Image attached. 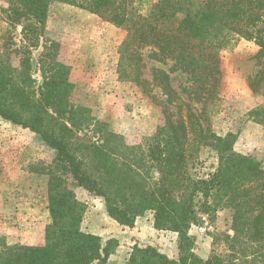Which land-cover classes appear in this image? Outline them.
Returning <instances> with one entry per match:
<instances>
[{
  "label": "trees",
  "instance_id": "1",
  "mask_svg": "<svg viewBox=\"0 0 264 264\" xmlns=\"http://www.w3.org/2000/svg\"><path fill=\"white\" fill-rule=\"evenodd\" d=\"M53 5L73 6L126 29L121 78L148 96L154 85L161 88L175 109L164 108V122L153 137L128 145L90 109L75 106V86L69 69L58 60V43L44 46L39 61L43 84L35 88L32 50L40 45ZM4 12L11 27L26 20L33 23L22 29L19 68L13 67L8 54L0 56V117L40 136L56 158L48 171L51 223L44 243L8 245L0 235V264L108 263L119 240L103 242L83 231L86 206L67 179L103 199L116 224L134 228L138 218L151 214L157 231L177 235L175 258L158 247L136 245L128 264L258 263L249 254L252 247L264 248V168L255 157L236 154L234 138L214 132L207 111L221 101V53L240 39L258 47L253 57L258 70L247 84L264 101V0H10ZM145 50L149 59L170 62L171 72L189 77L191 86L184 91L190 103L173 89L168 72L154 70L153 86L143 78ZM248 116L264 128V103ZM88 132L96 141L87 137ZM203 149L214 151L218 159L207 179L193 173ZM224 209L232 211L234 235L226 237L229 253L201 258L190 229L203 216L214 217Z\"/></svg>",
  "mask_w": 264,
  "mask_h": 264
},
{
  "label": "rangeland",
  "instance_id": "2",
  "mask_svg": "<svg viewBox=\"0 0 264 264\" xmlns=\"http://www.w3.org/2000/svg\"><path fill=\"white\" fill-rule=\"evenodd\" d=\"M9 1L0 0V56L8 54L13 67L19 68L22 29L33 21L26 20L20 26L11 27L5 21L4 12ZM149 1L155 3L158 0ZM126 39L124 28L73 6L53 5L40 45L32 50V75L36 80L35 88L39 89L43 84L39 61L44 46L58 43V60L69 69L70 81L75 86L72 103L90 109L95 119L107 123L126 144L138 145L156 134L165 119L164 108L175 111L168 103L166 93L154 85V70L161 69L170 74L173 89L186 103L190 101L184 90L191 86V82L186 74L171 72L172 63L164 65L149 59V50H145L143 78L154 85L152 95H145L135 83L121 78L125 69L121 49ZM257 52L254 42L240 39L221 53L222 79L218 91L221 101L209 106L207 115L214 132L234 138L236 154L253 156L264 168V128L248 116L251 110L264 103L262 98L252 94L247 84L248 78L258 70L253 59ZM87 137L92 141L97 139L91 132ZM55 158L56 152L40 136L0 117V235L5 237L8 245L37 246L44 243L46 227L51 223L48 171L53 168ZM217 166L216 153L203 149L195 163L194 176L207 179ZM67 183L86 206L82 229L85 225L87 230L101 231L103 242L119 233L121 226L108 217L103 199L76 186L72 180L67 179ZM205 217L207 232L201 234L197 228L205 224ZM189 235L195 241V253L201 258L207 259L214 252L228 254L226 237L234 235L232 211L224 209L214 217L203 216L199 224L191 227ZM161 239L158 237L157 241L165 245ZM171 243L172 246L168 244L165 249L171 258H175L177 246L173 241ZM250 250L249 258H257V264H262L264 248L252 247Z\"/></svg>",
  "mask_w": 264,
  "mask_h": 264
},
{
  "label": "crops",
  "instance_id": "3",
  "mask_svg": "<svg viewBox=\"0 0 264 264\" xmlns=\"http://www.w3.org/2000/svg\"><path fill=\"white\" fill-rule=\"evenodd\" d=\"M119 233L113 234L107 237V240L110 238H116L119 240V247L116 252L109 258L107 264H128L130 258V253L132 248L136 245L139 247H147L152 245L158 247L167 255L169 254L166 245L172 246V241L176 244L177 235L171 232L157 231L154 228L153 216L151 217H140L136 220L134 228L120 227ZM83 231L86 233L94 234L101 236L103 238V233L101 231L87 230L85 225H83ZM158 237L162 238L161 240L165 242V245L157 241ZM171 241V242H168ZM168 242V243H167ZM169 256V255H168ZM170 257V256H169Z\"/></svg>",
  "mask_w": 264,
  "mask_h": 264
},
{
  "label": "built area",
  "instance_id": "4",
  "mask_svg": "<svg viewBox=\"0 0 264 264\" xmlns=\"http://www.w3.org/2000/svg\"><path fill=\"white\" fill-rule=\"evenodd\" d=\"M203 220L205 221V224L197 228L201 234H205L207 232V226H208L207 218L205 217L203 218Z\"/></svg>",
  "mask_w": 264,
  "mask_h": 264
}]
</instances>
